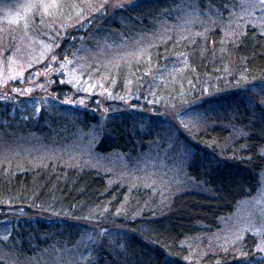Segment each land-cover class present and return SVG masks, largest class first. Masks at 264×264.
<instances>
[{
	"label": "trees",
	"instance_id": "trees-1",
	"mask_svg": "<svg viewBox=\"0 0 264 264\" xmlns=\"http://www.w3.org/2000/svg\"><path fill=\"white\" fill-rule=\"evenodd\" d=\"M239 1L190 0L199 16L191 24L178 20L179 0H131L91 14L60 38L42 24V34L53 36L44 39L57 44L54 69L90 60L76 85L91 86L92 95L80 91L86 108L78 100L36 115L0 99V143L33 136L65 148L76 129L92 133L95 154L122 155L133 169L119 178L77 155L29 165L22 151L0 153V253L29 263L72 249L91 224L99 236L85 264H264L248 233L237 246L188 258L192 242L218 231L255 193L264 169V31L226 25ZM55 85L57 100L67 101L72 88ZM167 149L163 169L132 175ZM174 157L179 179L165 187Z\"/></svg>",
	"mask_w": 264,
	"mask_h": 264
},
{
	"label": "rangeland",
	"instance_id": "rangeland-1",
	"mask_svg": "<svg viewBox=\"0 0 264 264\" xmlns=\"http://www.w3.org/2000/svg\"><path fill=\"white\" fill-rule=\"evenodd\" d=\"M130 1L60 0L63 5L62 8L50 9L48 13H45L43 9L28 7V5L38 3L39 0H0V99L10 101V106L15 108H18L17 104L21 102V105L24 106L21 107L22 110L36 115L40 110L51 111L52 109H58L59 106L65 107L64 105L67 103L77 104L80 99V91L84 92L85 99L91 97L92 90L89 88L91 86L76 85L81 79V71L88 67L90 60H86L84 65L83 61L80 60L72 64L73 61L69 59L60 62L58 68L54 69V65L58 61L55 51L57 44L51 45L47 39H44H52L53 36L42 34L41 26L43 24L44 27L55 30L54 37L60 38L64 29L81 25L84 20H80V15H85L87 18L89 17L88 13H98L92 12V8L103 4L105 5L103 10L110 11ZM179 1L180 6L177 9H179L180 16L178 20L180 22L188 21L191 24L199 18L190 0ZM66 22L68 24L62 31L56 30V27ZM54 24L58 25L55 26ZM246 24L255 25L264 31V2L262 0H240L238 9L234 11L231 21L226 25L231 30L235 28L239 30ZM121 50L112 52L110 57L116 58V56L121 55V52H119ZM103 55L106 56L107 54ZM53 57H56V59H53ZM118 62L108 61L107 63L116 67ZM13 76L15 79H12ZM63 83L72 88L67 101L57 100L58 94L55 91V84L62 86ZM13 88L20 91L13 92ZM24 89H28V91H24ZM72 97L76 98L73 99ZM82 100L84 99L79 100L77 107L86 108L87 101ZM63 113L68 114L73 121L75 120L72 107L63 109ZM76 133L79 135L78 138L65 148L63 146L55 148L46 146L40 142L39 138L33 136H13L0 143V148H4L0 149V153L5 152L7 156L11 157L13 156L12 153L16 154L22 151L25 154L19 155V158L23 159L21 161L23 164L29 165L57 160L62 153L66 154V157L77 155L78 161L81 159V163L84 165L97 167L100 170L102 169V172L113 173L114 176L116 175L119 178L125 170L133 169L128 166V160L122 155L108 154L101 156L95 154L92 151L93 136L91 132L87 135L75 129L72 137H75ZM5 142L11 144L4 146L6 145ZM154 150H157V148L155 147ZM156 157L157 159L154 162L145 160V165H141V168H138L136 172L138 175L136 176L135 173L132 175L136 179L140 175L153 176L151 173L146 172H151L152 168H156L157 171L163 169L164 159L169 163V150L159 152ZM171 164L167 176L161 179V184L165 187L171 181L176 182L173 177L176 176L179 179V174L177 175L179 160L174 157V162ZM147 166L148 168H145ZM160 174L161 172H157L154 175L158 176ZM85 226L87 228L82 239L72 249L44 253L25 264H85L84 258L87 259L92 255V244L95 243V238L99 236L97 234L94 237L95 232L91 224H85ZM3 228H6V226ZM247 233L254 237L256 244L254 251L258 252L264 260V251L257 247L258 244L264 246V169L260 173L259 187L255 193L250 198L242 201L229 216L221 221L218 231L192 242L193 245L189 248L190 255L188 258L197 262L213 246L222 247V249L228 244L230 247L237 246ZM6 255L9 254L0 253V259L4 258L8 264H19L13 256Z\"/></svg>",
	"mask_w": 264,
	"mask_h": 264
},
{
	"label": "snow or ice",
	"instance_id": "snow-or-ice-1",
	"mask_svg": "<svg viewBox=\"0 0 264 264\" xmlns=\"http://www.w3.org/2000/svg\"><path fill=\"white\" fill-rule=\"evenodd\" d=\"M262 2H264V0H262ZM29 8H40L43 9L45 13H48L50 9H57V8H62L63 5L60 3V0H39L38 3L36 4H31L28 5ZM105 7V5H100L99 7H94L92 8V12H100L103 10V8ZM51 14V13H49ZM88 16H91V13H88ZM80 20H84L85 22H90V20H87L85 15H80ZM182 55V54H181ZM53 59H56V57H53ZM63 67V65H61ZM12 79H15V77L13 76ZM87 90V89H85ZM13 92H17L20 91L19 89H12ZM24 91H28V89H24ZM23 94V93H21ZM194 162V161H193ZM103 232V230H101ZM6 239V237H5ZM258 248H260L261 251H264V246L262 245H257Z\"/></svg>",
	"mask_w": 264,
	"mask_h": 264
}]
</instances>
